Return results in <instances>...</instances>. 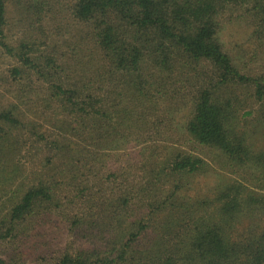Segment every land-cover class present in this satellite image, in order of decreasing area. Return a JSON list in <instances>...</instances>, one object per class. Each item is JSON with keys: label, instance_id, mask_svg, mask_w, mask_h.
<instances>
[{"label": "trees", "instance_id": "trees-1", "mask_svg": "<svg viewBox=\"0 0 264 264\" xmlns=\"http://www.w3.org/2000/svg\"><path fill=\"white\" fill-rule=\"evenodd\" d=\"M0 50V264H264V0H0Z\"/></svg>", "mask_w": 264, "mask_h": 264}, {"label": "rangeland", "instance_id": "rangeland-1", "mask_svg": "<svg viewBox=\"0 0 264 264\" xmlns=\"http://www.w3.org/2000/svg\"><path fill=\"white\" fill-rule=\"evenodd\" d=\"M244 29L245 28H237L235 30L234 29L222 30L221 39L226 46L227 45L232 46L234 45V43L241 46L243 43L245 44L246 43L245 41L247 40L248 31L246 29V34H245ZM20 31H21V28L18 27V28L11 30V32L8 31V33L10 34L14 33L15 36H20L21 35ZM245 36H246V40H245ZM9 38H12V37H9ZM2 54H3L2 50H0V68H3L4 63H8V59L2 56ZM261 55L262 53L260 54V56L258 55L255 62H252L253 67H255L256 69L263 64L262 59H260ZM244 59L247 60L248 56H246V58ZM172 141H173V138H172ZM256 145H259V144L256 143ZM190 146H192V144L191 145L188 144V146L186 145L185 146L186 150H189ZM165 148H163V145H159V150L162 151V149H165ZM142 149L146 150L147 147H143ZM206 149L207 148L205 147L197 148L198 156H201V158L205 161L204 169H202V172H200L199 175L195 174L185 179L186 188L182 192L190 196H193V197H195L196 194L207 195L209 196V199H213L214 191L216 189H220L224 185H227L228 183L234 180L235 182L236 180L241 181V176H243V173L238 169H230L227 166V163L224 157L220 155H215L211 151L208 152L209 150H206ZM137 152L138 150L128 149V151L125 152L126 155H122V157L121 158L119 157L117 160L110 156V159L112 160V162H114L111 165V168L115 169L118 165L124 164L127 160H130V159L134 160L137 155ZM242 181L244 184L245 180H242ZM61 229H62V232L65 233V227H62ZM57 231H60V230L57 229ZM56 234L57 236L61 235L60 232L59 234L56 232ZM32 235L29 237H26V235H24L23 237H21V241L27 246L31 242L33 244L34 238L32 237ZM65 239L67 238H64V240Z\"/></svg>", "mask_w": 264, "mask_h": 264}]
</instances>
